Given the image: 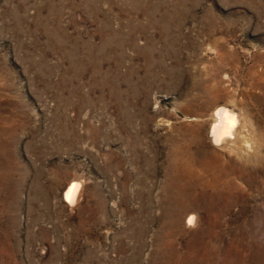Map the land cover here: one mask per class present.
Here are the masks:
<instances>
[{"label": "rangeland", "instance_id": "1", "mask_svg": "<svg viewBox=\"0 0 264 264\" xmlns=\"http://www.w3.org/2000/svg\"><path fill=\"white\" fill-rule=\"evenodd\" d=\"M0 264H264V0H0Z\"/></svg>", "mask_w": 264, "mask_h": 264}, {"label": "bare ground", "instance_id": "2", "mask_svg": "<svg viewBox=\"0 0 264 264\" xmlns=\"http://www.w3.org/2000/svg\"><path fill=\"white\" fill-rule=\"evenodd\" d=\"M235 110L227 107V105H219L216 107V109L213 111V116H214V120L212 122V125L210 127V131H209V135H210V139L211 141L217 145V146H221V147H227L228 145H233L235 144L236 145V142L238 141V137H240V135L242 134V132L244 133V124H243V119H242V123L240 121V119L238 118V115L236 112H234ZM247 131H246V135H247ZM244 134V135H245ZM246 135H245V138H246ZM243 139L244 136H242ZM242 140V139H241ZM240 140V141H241ZM249 140V139H247ZM239 141V142H240ZM243 142V140H242ZM245 142V141H244ZM243 142V143H244ZM249 142V141H248ZM241 143V142H240ZM247 145V144H245ZM251 145V144H250ZM234 146V145H233ZM240 146V145H239ZM243 146V145H242ZM252 146V145H251ZM231 147V146H230ZM237 147V146H236ZM253 147V146H252ZM229 148V146L227 147ZM247 150H248V146L246 147ZM234 151H235V148H233ZM232 149V150H233ZM241 149V148H240ZM244 150V148H243ZM242 150V151H243ZM252 150V149H251ZM239 151V150H238ZM249 152V151H247ZM239 153V152H238ZM246 154V152H245ZM238 155V154H237ZM183 164V163H182ZM218 169V167H217ZM216 171V170H214ZM185 172V171H184ZM221 172V171H220ZM231 172V171H230ZM219 176H220V173H218V175H213L212 176V181L210 182L211 183V186L212 187H215L217 189H219L222 185L223 187L228 184L229 185V182H226V181H223V180H220L219 181ZM221 177V176H220ZM209 180V179H208ZM201 185V184H200ZM203 185V184H202ZM232 186V185H231ZM80 188H81V184L79 181H76V180H72L66 187L65 191H64V199L66 202L70 203V204H74L75 202L78 203V197H81L80 196ZM215 189V190H217ZM229 189V188H228ZM232 190V189H231ZM82 194V193H81ZM80 200V199H79ZM76 205V204H75ZM191 214V213H190ZM195 215V214H194ZM196 216V215H195ZM191 219V223H189V220ZM194 220V216L193 215H189L187 220H186V223L188 225L192 224ZM187 226V225H186ZM193 227V225H192ZM219 227V226H218ZM187 228V227H186ZM174 230V229H173ZM189 232V231H188ZM187 232V233H188ZM166 242H169L166 241ZM169 246V245H168ZM168 251V250H167ZM182 253V252H181ZM182 256V255H181ZM165 260V259H164Z\"/></svg>", "mask_w": 264, "mask_h": 264}, {"label": "snow or ice", "instance_id": "3", "mask_svg": "<svg viewBox=\"0 0 264 264\" xmlns=\"http://www.w3.org/2000/svg\"><path fill=\"white\" fill-rule=\"evenodd\" d=\"M189 223H191V219L189 220Z\"/></svg>", "mask_w": 264, "mask_h": 264}]
</instances>
